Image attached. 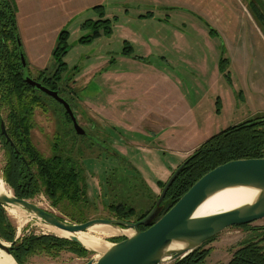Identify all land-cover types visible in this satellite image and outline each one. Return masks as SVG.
Here are the masks:
<instances>
[{"label":"rangeland","instance_id":"rangeland-1","mask_svg":"<svg viewBox=\"0 0 264 264\" xmlns=\"http://www.w3.org/2000/svg\"><path fill=\"white\" fill-rule=\"evenodd\" d=\"M7 3L14 12L20 49L32 79L53 74L56 63L52 53L57 35L62 30L68 32V48L62 58L67 69L60 83L64 90L59 95L71 106L86 136H76L64 110L37 91L42 106L33 110L30 137L45 157L51 155L55 139L60 147L72 149L86 190L85 202L75 209L88 220L117 219L109 207L120 203L134 209L133 217L127 220L134 221L156 202L161 191L159 183L166 182L168 176L163 169L165 163L173 172L175 165L186 159L172 155L171 148L191 154L212 134L264 116V25L251 12L252 5H259L264 15V0ZM96 6L102 7L103 15ZM148 12L152 17H142ZM98 19L112 21L111 35L80 42L81 37L90 34L83 24ZM126 44L132 47L131 56L144 55L149 49L144 61L126 67L128 62L119 60ZM112 58L114 63H110ZM116 72L127 74L121 80L124 84L113 85L117 77L111 74ZM0 114L9 126L5 103L0 104ZM6 154L4 140L0 138V179L8 194L13 195L2 175ZM170 156L174 159L166 161ZM161 172L164 174L160 175ZM28 200L68 223H76L53 207L43 193ZM5 207L4 214L14 229L15 239L30 234L55 235L32 213L26 211L24 218H19ZM72 209L73 206L68 207V213ZM263 226L264 219L249 224V228ZM85 232L108 244L119 239L99 228ZM252 235L255 233L236 227L223 231L216 237L225 242L221 251L227 258L213 260L218 254L215 252L211 258L208 254L205 264L229 262L239 246L235 245ZM87 250L85 256L68 250L57 255L32 254L26 258V264H87L103 253Z\"/></svg>","mask_w":264,"mask_h":264},{"label":"trees","instance_id":"trees-1","mask_svg":"<svg viewBox=\"0 0 264 264\" xmlns=\"http://www.w3.org/2000/svg\"><path fill=\"white\" fill-rule=\"evenodd\" d=\"M95 8H98L99 14L103 15L101 6ZM260 10L259 5H252L251 12L255 19L264 25V15ZM142 17H152V14L148 12ZM111 22L109 19L87 20L83 26L90 29V34L81 37L79 41L87 42L101 35H111ZM205 23L209 31L221 40L213 27L208 22ZM16 30L17 25L12 7L7 0H0V104L5 103L9 109L7 134L12 142V145H9L0 134L7 151L6 164L2 172L3 178L16 197L28 200L43 193L51 201V205L69 216L72 222L83 223L88 219L81 216L82 213L76 211L75 208L79 203L85 202L86 190L77 160L71 154L72 149H66L64 145L60 147L58 140L55 139L51 155L45 157L32 144L30 130L33 127V110L42 106V98L36 93L38 90L31 88L24 81L23 76H20L23 68L18 57ZM67 38L68 32L65 30L57 35L56 46L52 53L56 69L51 77H45L46 81L52 78L57 80L64 78L67 67L62 58L68 48ZM131 51L130 44H126L121 55L131 56ZM137 59L144 61L140 57ZM221 60L223 61V58ZM114 61L112 58L110 63ZM64 115L69 121L65 112ZM249 158H264V116L244 120L212 134L186 157L185 165L161 202L163 208L160 216L210 170L232 160ZM159 184L162 189L165 182ZM70 206H73L74 210L68 213L67 208ZM109 208L114 217L120 220H130L134 215V209L124 204H110ZM149 210L134 221L144 218ZM239 227L255 235L239 243L227 264H264V226L249 228V224H244ZM0 238L12 244L10 254L17 264H26V258L32 254L57 255L63 250L71 251L78 256H85L88 253V250L82 246L51 234H30L15 239L14 229L2 211L1 205ZM213 239H209L174 264H205L210 248H204V246Z\"/></svg>","mask_w":264,"mask_h":264},{"label":"water","instance_id":"water-1","mask_svg":"<svg viewBox=\"0 0 264 264\" xmlns=\"http://www.w3.org/2000/svg\"><path fill=\"white\" fill-rule=\"evenodd\" d=\"M17 46L21 66L25 69L26 62L20 49L19 40H17ZM24 81L31 88L52 98L63 107L77 136L86 135L71 106L58 94V91L45 87L29 76H26ZM0 132L12 144L3 121L0 122ZM185 163L186 161L182 162L171 173L154 206L144 218L137 221L93 218L83 223H68L32 204L29 200L18 198L14 194H1L0 205L2 211H4L3 207L11 205L32 213L46 224L68 232L70 234L68 237L61 238H66L83 248L85 247L75 236L78 232H83L94 225H106L120 230L123 239L111 243L95 261H90L87 264H161L173 262L184 258L227 228L264 219V158L232 160L215 167L197 180L174 205L160 216L163 208L161 202ZM233 187L254 189L257 191V196L253 202L231 210L207 216H194L197 207L208 197L220 190ZM140 226L147 228L141 230ZM123 228L127 233H122ZM173 243L183 246L179 249L169 248ZM11 245V243H4L0 238V250L9 255H11Z\"/></svg>","mask_w":264,"mask_h":264},{"label":"bare ground","instance_id":"bare-ground-1","mask_svg":"<svg viewBox=\"0 0 264 264\" xmlns=\"http://www.w3.org/2000/svg\"><path fill=\"white\" fill-rule=\"evenodd\" d=\"M7 188L3 181L0 179V195H11L8 194ZM257 196V191L248 187H233V188H226L223 190H220L213 194L212 196L208 197L205 201H203L195 210L194 216L200 217V216H207L211 214H216L219 212L231 210L234 208H237L239 206H242L244 204H249L255 200ZM7 211L11 214L16 215L19 218H24L26 215V211L18 206H7L5 207ZM47 230L52 232L53 234L60 236V237H68L70 234L64 230L58 229L51 225H45ZM97 229L99 228V231H102L106 235H118L121 233L120 230L106 225H94L89 228L91 229ZM82 245L87 248L94 251H105L107 247L110 246V244L105 243L101 241L98 238L91 237L87 234V232H78L75 235ZM183 245L173 243L170 245L169 248L171 249H179ZM3 254H5L7 257H5L0 252V264H17L13 257L4 251L0 250Z\"/></svg>","mask_w":264,"mask_h":264},{"label":"crops","instance_id":"crops-1","mask_svg":"<svg viewBox=\"0 0 264 264\" xmlns=\"http://www.w3.org/2000/svg\"><path fill=\"white\" fill-rule=\"evenodd\" d=\"M149 52V49H147V50H145V53H144V55H134V56H123V55H121L122 57L121 58H119V60H121L122 62H128V64H125V66L126 67H131V65L132 64H134V63H136L139 59H137V57H140V58H143V60H144V58L146 57L145 56V54H147ZM120 61V62H121ZM142 61V60H141ZM140 61V62H141ZM141 63H143V62H141ZM105 73H107L106 71H105ZM111 75H116L115 76V78H116V82L114 81L113 82V85H115L116 84V86L117 85H119L120 84V82H122L123 83V81H121L122 80V77H124L123 75H127V74H124V73H121V72H116V73H114V74H111ZM124 84V83H123ZM119 87V86H118ZM195 144H198V143H195ZM197 146V145H196ZM195 146V147H196ZM171 151H170V153L172 154V155H174V156H181L182 157V160H184L186 157H188L189 155H190V153H188V151H180L179 149H175V148H171L170 149ZM190 150V149H189ZM164 152H165V150H163ZM165 155H166V153H165ZM174 158L173 157H169L166 161H172ZM181 162V161H180ZM179 162V163H180ZM178 163V162H177ZM178 163V164H179ZM166 164V167L165 168H163V169H166V172L168 171V176H167V179L169 178V176H170V174L172 173V171H169L170 169H168V167H167V162L165 163ZM172 164H174V162L172 163ZM178 164H176L175 165V167L174 168H176L177 166H178ZM174 170V169H173ZM164 174V172H161V173H159L160 175L161 174ZM166 179V180H167ZM165 180V179H164ZM162 181V180H161ZM229 228H227V229H225L224 231H226V230H228ZM238 229V228H237ZM240 230V229H239ZM243 231V230H242ZM223 232V231H222ZM221 232V233H222ZM243 232H247V231H243ZM220 233V234H221ZM220 234H219V236H220ZM220 238L219 237H216L213 241H211L210 243H208L207 245H206V247L205 248H210V253H209V257L211 256L212 257V254H214L215 252H217L218 254H217V257H212L213 258V260H215V259H217V260H219V259H221L222 260V258L225 256L224 255V253L221 251V250H223V249H225V246H226V244H225V242L223 241V240H219ZM239 243H237L235 246H237ZM235 249V248H234ZM227 250V249H226ZM233 251H235V250H233ZM230 255V254H229ZM210 257V258H211ZM227 257L225 256V259H226ZM206 259H208V257L206 258ZM222 263H225V261H222Z\"/></svg>","mask_w":264,"mask_h":264},{"label":"flooded vegetation","instance_id":"flooded-vegetation-1","mask_svg":"<svg viewBox=\"0 0 264 264\" xmlns=\"http://www.w3.org/2000/svg\"><path fill=\"white\" fill-rule=\"evenodd\" d=\"M19 51V50H18ZM17 51V52H18ZM18 57H19V52H18ZM20 59V58H19ZM21 62V61H20ZM23 68V67H22ZM25 70H26V68H25ZM28 71V70H27ZM27 71H24V69H23V71L22 72H20V76L22 75L23 76V78H25L26 76H28V74H29V71H28V73H27ZM51 77V76H50ZM65 78V77H64ZM35 81H37V82H40L42 85H47V86H45V87H49V89H51V90H53V91H58V94H60V92L62 91L63 92V88H62V80H57L56 78H52L51 80H45V77H42V76H38L36 79H34ZM61 83V84H60ZM40 92V91H39ZM71 92L72 91H69V94H71ZM52 99V98H51ZM57 103V102H56ZM58 104V103H57ZM62 109H63V107L60 105V104H58ZM64 110V109H63ZM63 112H65V111H63ZM67 118L69 119V117H68V115H67ZM5 119H7L6 117H5ZM1 121H3L4 122V126H5V130H6V133H8V130H9V126L7 125V123H5V120H3L2 119V117H1V114H0V122ZM69 121H70V119H69ZM70 123H71V121H70ZM71 125H72V123H71ZM86 132V131H85ZM87 133V132H86ZM0 134H1V132H0ZM8 135V134H7ZM3 136V135H2ZM85 136V135H84ZM4 137V136H3ZM9 137V136H8ZM4 139H5V137H4ZM8 144L9 145H12L9 141H8ZM4 147H5V145H4ZM250 224V223H249ZM141 230H144V229H146L147 227H145V226H140L139 227ZM233 228H235V226L233 227ZM236 228H238V229H240V230H243V231H246V230H244L243 228H241V227H239V226H236ZM211 242V241H210ZM209 243V242H208ZM207 244V243H206ZM206 246H204V248H205ZM174 262H176V261H174ZM228 263V262H227ZM227 263H224V264H227Z\"/></svg>","mask_w":264,"mask_h":264}]
</instances>
